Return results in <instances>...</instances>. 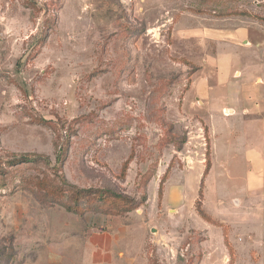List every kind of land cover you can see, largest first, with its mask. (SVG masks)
<instances>
[{"label": "rangeland", "instance_id": "1", "mask_svg": "<svg viewBox=\"0 0 264 264\" xmlns=\"http://www.w3.org/2000/svg\"><path fill=\"white\" fill-rule=\"evenodd\" d=\"M259 73L264 0H0V264H264Z\"/></svg>", "mask_w": 264, "mask_h": 264}, {"label": "crops", "instance_id": "2", "mask_svg": "<svg viewBox=\"0 0 264 264\" xmlns=\"http://www.w3.org/2000/svg\"><path fill=\"white\" fill-rule=\"evenodd\" d=\"M259 78L260 76L264 77L260 73L258 74ZM256 84L255 86H257ZM260 86V85H258ZM264 87V85H261ZM253 97V94L250 93L248 95V99L251 101ZM258 103H260L259 106V111L263 110L264 112V92L261 94V96H258ZM232 112L234 111L233 108ZM242 112L248 113V109L246 107L242 108ZM83 236L86 239V247H85V252L83 255V259L87 264H112L113 259H112V242L115 237V235H111L107 231H100L96 230L93 227H85L82 230ZM78 236H81V234ZM48 246V245H47ZM65 245H61V249H63ZM48 251V255L46 258V264H60V259L62 258V253L60 254H55L51 253L50 248H46ZM52 249V248H51ZM228 252L230 255V259L233 258V251L230 247H228Z\"/></svg>", "mask_w": 264, "mask_h": 264}, {"label": "trees", "instance_id": "3", "mask_svg": "<svg viewBox=\"0 0 264 264\" xmlns=\"http://www.w3.org/2000/svg\"><path fill=\"white\" fill-rule=\"evenodd\" d=\"M64 149V150H63ZM60 148L59 149V152H58V159L61 158V155H63L65 153V149L66 148ZM62 151H64L62 153ZM39 159H44L46 162H47V158H45L44 156L40 155V154H28V153H25V154H22V155H19V156H14L12 159H10L8 162L12 165H17V164H20V163H24V162H36L38 161ZM61 183H65L66 185L70 186L71 188H73L74 190H70L68 188H63L62 186L58 187V188H54L53 190H45L42 194H41V190L40 192H38V194H36V196H38V200L42 203H46V202H43L41 201V197H48L50 196L51 194H48L49 192H52V193H64L65 191H69V203L68 204H64V209L68 212H71V213H75V214H81L82 212H78V210L76 208H78V206L80 205V200H82L84 198V196L86 195H89V193H84L85 190L83 189H78L76 188L74 185L72 184H69L63 177L61 178ZM106 193H108L111 197L115 198V199H120V200H126L128 198V196L124 195V194H121V193H118L116 191H113V190H109V189H106V190H99L98 194L100 195H105ZM54 195V194H52ZM103 196H100V197H103ZM40 197V198H39ZM51 197V196H50ZM87 197V196H86ZM44 201H47V200H44Z\"/></svg>", "mask_w": 264, "mask_h": 264}, {"label": "built area", "instance_id": "4", "mask_svg": "<svg viewBox=\"0 0 264 264\" xmlns=\"http://www.w3.org/2000/svg\"><path fill=\"white\" fill-rule=\"evenodd\" d=\"M232 112V110H228V111H226V110H224V113L226 114V115H228V114H230ZM228 113V114H227Z\"/></svg>", "mask_w": 264, "mask_h": 264}, {"label": "bare ground", "instance_id": "5", "mask_svg": "<svg viewBox=\"0 0 264 264\" xmlns=\"http://www.w3.org/2000/svg\"><path fill=\"white\" fill-rule=\"evenodd\" d=\"M228 114V113H227Z\"/></svg>", "mask_w": 264, "mask_h": 264}]
</instances>
